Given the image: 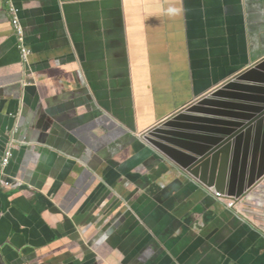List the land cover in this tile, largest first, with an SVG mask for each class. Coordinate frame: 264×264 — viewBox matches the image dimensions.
<instances>
[{
    "label": "crops",
    "instance_id": "obj_1",
    "mask_svg": "<svg viewBox=\"0 0 264 264\" xmlns=\"http://www.w3.org/2000/svg\"><path fill=\"white\" fill-rule=\"evenodd\" d=\"M13 2L31 56L25 65L0 0V179L12 181L0 184V264H134L126 250L141 264H192L207 237L239 264H264V185L236 210L204 213L200 192L171 205L168 165L143 141L264 61V0ZM126 203L140 230L131 244L119 230ZM86 226L93 262L73 243Z\"/></svg>",
    "mask_w": 264,
    "mask_h": 264
},
{
    "label": "water",
    "instance_id": "obj_2",
    "mask_svg": "<svg viewBox=\"0 0 264 264\" xmlns=\"http://www.w3.org/2000/svg\"><path fill=\"white\" fill-rule=\"evenodd\" d=\"M143 141L152 148L148 147L149 152H155L168 165L161 174L162 181L168 183L166 192H172L171 199L176 202L171 205L183 199L180 192H200L204 199L199 209L204 213L227 208L225 201L234 208L244 194L264 185V61L238 72L196 103L152 127L144 133ZM164 190L161 186V192ZM155 196L159 198L158 194ZM159 206L168 204L160 200ZM130 212L128 203L119 212L126 221L119 228L128 234L125 244H131L138 226L131 227ZM112 216L116 218L115 214ZM92 229L82 227L77 231L79 238L73 240L78 248L76 254L90 262L96 261L91 253L97 241ZM204 239L199 251L189 258L192 264H239L231 251L233 247H214V240ZM132 252L126 250L127 262L133 259L137 264L143 263L138 258L140 251L134 257ZM200 256L202 261L198 262ZM171 262L180 264L172 255Z\"/></svg>",
    "mask_w": 264,
    "mask_h": 264
},
{
    "label": "built area",
    "instance_id": "obj_3",
    "mask_svg": "<svg viewBox=\"0 0 264 264\" xmlns=\"http://www.w3.org/2000/svg\"><path fill=\"white\" fill-rule=\"evenodd\" d=\"M7 3L9 7V14L11 16V23L14 29V34L16 35L17 39V48L20 51L22 62L27 65L29 63L31 52L25 44V27L20 19V9L14 4L13 0H7ZM13 157V148L11 146H8L1 161L2 175H7L5 171ZM3 177L5 176H2V178L0 179V184L3 187L11 186L12 181Z\"/></svg>",
    "mask_w": 264,
    "mask_h": 264
},
{
    "label": "rangeland",
    "instance_id": "obj_4",
    "mask_svg": "<svg viewBox=\"0 0 264 264\" xmlns=\"http://www.w3.org/2000/svg\"><path fill=\"white\" fill-rule=\"evenodd\" d=\"M225 203H227L226 205H227V208H228V210H230V209H234V210H236L237 208H232V206H231V202H228V201H225ZM236 206V205H235ZM235 213V212H234Z\"/></svg>",
    "mask_w": 264,
    "mask_h": 264
},
{
    "label": "clouds",
    "instance_id": "obj_5",
    "mask_svg": "<svg viewBox=\"0 0 264 264\" xmlns=\"http://www.w3.org/2000/svg\"><path fill=\"white\" fill-rule=\"evenodd\" d=\"M7 149V148H6ZM14 150V149H13Z\"/></svg>",
    "mask_w": 264,
    "mask_h": 264
}]
</instances>
